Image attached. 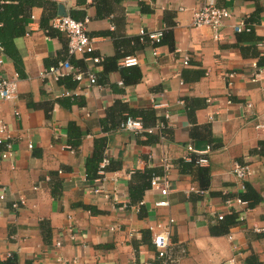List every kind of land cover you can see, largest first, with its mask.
<instances>
[{
  "label": "crops",
  "instance_id": "0c3cea01",
  "mask_svg": "<svg viewBox=\"0 0 264 264\" xmlns=\"http://www.w3.org/2000/svg\"><path fill=\"white\" fill-rule=\"evenodd\" d=\"M209 3L232 14L219 41L211 28L191 27L194 11ZM39 4L26 17L25 33L13 39L21 74L0 46V77L18 75L16 97L0 109L15 151L12 160H0V189L5 187V200L0 201V260L11 254L16 264L152 261L150 227L168 225L173 219L171 252L180 264H246L251 256L264 263V234L252 230L264 226V66H259L256 81L252 67L258 62L253 47L262 54L264 0H42ZM61 6L67 16L86 19L94 55L103 61L92 65L79 55L69 61L80 70L92 68L97 85L76 84L69 90L40 77L43 69L68 59L66 38L57 32L47 36L41 25L43 16L59 17ZM256 14L254 36L262 41L238 42L233 27ZM141 31L168 35L163 43L151 44L138 40ZM130 56L138 59V65L121 66ZM186 57L188 64L183 65ZM126 116L140 119L146 128L163 121L164 136L153 131L160 140L150 142L143 134L120 129ZM99 139L106 142L109 167L100 179L90 181L85 164ZM208 146V164L202 167L208 169L209 183L201 191L192 175L180 171L178 162L196 158ZM164 159L172 166L165 198L169 205L156 207L163 197L149 186L138 211L130 201L129 187L143 186L145 171L160 175ZM235 163L252 165L245 183L259 201L252 208L246 202L234 204L232 217L224 199L243 193L232 173ZM21 200L24 204L13 211L12 203ZM221 213L225 222L216 220ZM242 213L245 221L239 223ZM68 229L75 240L69 238ZM56 241L62 242L59 248Z\"/></svg>",
  "mask_w": 264,
  "mask_h": 264
},
{
  "label": "built area",
  "instance_id": "2783aa9c",
  "mask_svg": "<svg viewBox=\"0 0 264 264\" xmlns=\"http://www.w3.org/2000/svg\"><path fill=\"white\" fill-rule=\"evenodd\" d=\"M54 1V0H51ZM232 14L226 8L215 7L212 3L205 4L200 7L198 10L194 11L191 20V27L194 29H199L203 27L211 28L213 31V37L215 41L221 39L222 30L224 24L227 20L231 19ZM51 27L56 29L64 35L67 41V56L68 59L59 61L55 66L45 68L40 73L42 79L51 78L54 81L59 82L64 77H71L77 85L87 83L89 85H97L96 76L92 68H87L85 70H80L69 61V58L72 56H84L85 60L92 65H99L103 59L99 56L94 55V40L90 38L86 33V19L83 21H77L72 19L69 16L65 17H56L51 21ZM252 28H255L254 25H250L244 20H240L233 27V30L236 34L242 32H249ZM141 41H144L143 38H147L151 44H159L163 38V31L154 32V33H145L141 31L140 33ZM261 55L264 56V40L261 43ZM2 51V48L0 47ZM2 60H0V64ZM188 64V58L186 57L183 61V65ZM123 67H134L138 65V59L134 56L124 58L121 63ZM252 67L256 70L254 72V81H256L261 73V68L257 66L256 62L252 63ZM231 76V75H230ZM18 75L15 74L13 77H0V109L1 104L7 101L14 99L18 91ZM66 95H69V92L65 91ZM251 105L248 104V107ZM155 108H158V105H154ZM18 115V112L15 113ZM119 128L122 130L132 131L138 135L149 133L152 134L153 131H159L166 128L163 121H156L154 128L145 129L142 126V123L139 119L126 116L123 121L119 124ZM164 136V135H162ZM14 141L13 137L8 129L7 124L0 118V160L7 161L12 160L15 155L14 151ZM27 147L32 148V144L28 143ZM188 151H193L191 146L188 147ZM211 153V147L208 146L204 151H202L199 156L194 160L195 163L199 166H206L208 164V157ZM191 160V157L188 158V161ZM162 173L160 175H153L150 179V188L159 192L163 197L162 200H159L155 203L156 207H167L169 205L168 201L165 199L170 191V182L169 175L172 166L169 164L168 160L164 159L162 161ZM108 163L106 157L100 164V175L101 177L104 174V169ZM233 176L239 182L242 192L245 189V181L253 173V167L249 163H235L232 169ZM36 189V188H34ZM98 192L99 190H95ZM199 192V191H197ZM201 192V191H200ZM108 197V196H106ZM5 200V187L0 189V201ZM24 204V201L13 202L11 208L13 211H18L20 207ZM234 204L243 205L244 202L237 196L235 199L225 198L224 205L228 214L233 213L232 206ZM142 205V202L140 203ZM138 211H139V206ZM249 209V208H248ZM249 211V210H247ZM224 214H218L216 216L217 221H222L224 219ZM237 220L239 223L245 221V214H238ZM174 223L173 219H169L168 225H162L158 223L156 228L150 227L152 234L151 244L155 254V259L152 261L141 262L139 264H180V260L177 257H174L171 252V243H170V233L171 225ZM115 227H111L110 230H115ZM157 229V230H155ZM257 234H264V226H254L252 229ZM67 233L71 240H75V234L72 229H68ZM62 245L61 241H56L55 247H60ZM8 258L12 257L11 254H7ZM35 264V263H33Z\"/></svg>",
  "mask_w": 264,
  "mask_h": 264
},
{
  "label": "trees",
  "instance_id": "16d2710c",
  "mask_svg": "<svg viewBox=\"0 0 264 264\" xmlns=\"http://www.w3.org/2000/svg\"><path fill=\"white\" fill-rule=\"evenodd\" d=\"M42 0H0V46L3 47L4 52L7 56H9L18 71V73L21 74V64L20 60L17 57V53L14 48L13 44V39L19 36H22L25 33V20L26 17L29 16L30 9L35 5L39 4V2ZM15 2V3H14ZM257 2V0H256ZM40 5V4H39ZM258 6V10H259ZM259 12V11H258ZM53 17V16H52ZM52 17H46L43 16V19L41 21L42 28H44V31L46 35H51L52 32H57L64 36L62 33L57 31L56 29H53L51 27V21ZM72 19L76 20L73 17V14H70ZM56 18V17H55ZM54 19V18H53ZM85 19V18H83ZM81 18V20H83ZM246 23H249L250 25H256L258 24V18L257 14L252 15L251 17L245 19ZM253 23V24H252ZM254 28L251 29L249 32H242L238 34V42L240 43H250V42H255L259 43L262 41L260 37L256 38L254 36ZM168 35L166 33H163V38L160 43H163L164 37ZM141 41V36L139 39ZM143 40H148L147 38H143ZM253 47V46H252ZM257 48V47H256ZM255 47H253V52L252 56L258 58L257 66H264V57H261L260 53L254 52ZM72 64V62L70 61ZM57 64V63H56ZM55 64V65H56ZM53 65V66H55ZM73 65V64H72ZM75 66V65H74ZM51 67V66H50ZM76 67V66H75ZM58 83L61 85H64L66 89L68 88L69 90L73 89L76 87V82L72 80L71 77H64L62 78ZM68 105V104H67ZM137 119V118H135ZM140 120V119H139ZM141 121V120H140ZM143 128H146L141 121ZM156 123V121H154ZM165 129L161 131V134L164 135ZM144 137L150 138V142H157L160 140L159 135H154V134H149V133H144ZM156 136V137H155ZM79 145V142H76L74 146L76 147ZM261 146H263V143H260ZM106 148V142L104 139H99L94 143V152L93 155L87 159L86 164H85V172H86V177L88 180L93 181L95 179H100V164L105 158L104 152ZM195 157H191V160H180L178 162L179 169L180 171L183 172H188L192 177L197 181L199 184L198 188L201 191H204L208 188V183H209V174H208V169L202 166H199L195 163ZM109 167V166H108ZM108 167H105L104 171L107 170ZM141 174V173H139ZM144 178L145 184L141 187L138 185L131 184L129 187V197L131 203L136 204V206H139V211L142 210V205L140 203L142 202V195L144 190L150 186V179L153 175H158L155 173H151L148 171H145L144 173L141 174ZM57 187L59 186L58 183H56ZM245 189L243 193L239 196V198L248 204L249 208H252V206L259 201V197L254 193L249 186L245 183ZM54 190V189H53ZM54 193V192H53ZM235 214H231L230 216L234 217ZM226 220V217L224 218V222ZM223 221V220H222ZM16 257L12 256L10 258H7L6 260H0V264H16ZM246 264H264L261 263L259 260H257L254 256H251L246 259Z\"/></svg>",
  "mask_w": 264,
  "mask_h": 264
},
{
  "label": "water",
  "instance_id": "95a60500",
  "mask_svg": "<svg viewBox=\"0 0 264 264\" xmlns=\"http://www.w3.org/2000/svg\"><path fill=\"white\" fill-rule=\"evenodd\" d=\"M59 9H61V13L59 12V17H65V16H67L66 15V13H64V11L62 12V6L61 7H59Z\"/></svg>",
  "mask_w": 264,
  "mask_h": 264
}]
</instances>
